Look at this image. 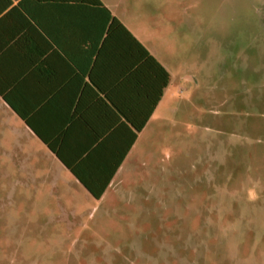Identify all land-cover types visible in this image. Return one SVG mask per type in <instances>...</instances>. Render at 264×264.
<instances>
[{
  "label": "rangeland",
  "instance_id": "rangeland-1",
  "mask_svg": "<svg viewBox=\"0 0 264 264\" xmlns=\"http://www.w3.org/2000/svg\"><path fill=\"white\" fill-rule=\"evenodd\" d=\"M96 1L169 70L160 120L124 166L131 197L95 205L54 194L29 151L21 167L0 122V264H256L264 0Z\"/></svg>",
  "mask_w": 264,
  "mask_h": 264
},
{
  "label": "crops",
  "instance_id": "crops-1",
  "mask_svg": "<svg viewBox=\"0 0 264 264\" xmlns=\"http://www.w3.org/2000/svg\"><path fill=\"white\" fill-rule=\"evenodd\" d=\"M66 3L103 4L0 0L3 134L15 135L21 167L24 151H29L24 162L40 157L48 164L53 178L47 179L58 186L53 192L59 197L80 204L119 203L131 197L123 190L128 186L124 166L142 135L160 120L168 86L160 95L161 74L149 61L144 65L143 57L115 38L104 47L103 37L88 28L85 16ZM169 10L176 15V7ZM121 22L167 69L136 31ZM90 187L95 193L104 188L102 196L94 197ZM259 211L256 264H264L263 205Z\"/></svg>",
  "mask_w": 264,
  "mask_h": 264
},
{
  "label": "trees",
  "instance_id": "trees-1",
  "mask_svg": "<svg viewBox=\"0 0 264 264\" xmlns=\"http://www.w3.org/2000/svg\"><path fill=\"white\" fill-rule=\"evenodd\" d=\"M71 6L74 12L79 11L87 22L88 28H91L93 31L96 30L100 37H103V45L105 47L106 43L109 42L111 38L120 44H129L132 49L135 50L140 57H143V63L146 65V62L149 61V65L153 68L155 67L157 71L161 74V86L159 89V94H163L165 86H168L170 83V72L157 61V59L150 53V51L133 35V33L112 13L109 7L106 5H92L88 3H66ZM121 48V47H120ZM124 50V49H123ZM142 66V62L140 64ZM164 77V79H163ZM144 124L139 126L138 129H142ZM135 139H137V134H135ZM52 150L53 147L50 146ZM68 167L79 177V174L72 168L71 165L67 164ZM81 179V178H80ZM83 181V180H82ZM96 198H100L103 193V189L99 193H95L93 188H88Z\"/></svg>",
  "mask_w": 264,
  "mask_h": 264
}]
</instances>
